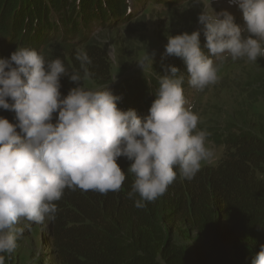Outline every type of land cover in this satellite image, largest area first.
Returning <instances> with one entry per match:
<instances>
[{"label":"clouds","instance_id":"1","mask_svg":"<svg viewBox=\"0 0 264 264\" xmlns=\"http://www.w3.org/2000/svg\"><path fill=\"white\" fill-rule=\"evenodd\" d=\"M230 3L242 12L243 28L228 11L204 7L198 16L203 48L201 30L167 37L163 58H181L187 83L198 92L217 83V61L254 63L264 57V0ZM154 56L137 62L143 72L152 67ZM76 59L83 75L69 73L61 59L47 61L28 47L0 58V109L14 112L16 120L0 117V253L16 250L21 221L54 220V202L65 189L119 192L126 180L117 163L121 157L131 161L127 173L134 179L127 198L137 208L163 196L178 175L190 181L215 162L210 134L198 129L200 118L185 97L177 67L165 66L168 74L159 76L156 98L148 114L140 116L118 107L122 97L110 85L85 87L82 81L91 79L92 61L83 50ZM62 77L77 84L66 96L60 90ZM251 264H264V245Z\"/></svg>","mask_w":264,"mask_h":264},{"label":"trees","instance_id":"2","mask_svg":"<svg viewBox=\"0 0 264 264\" xmlns=\"http://www.w3.org/2000/svg\"><path fill=\"white\" fill-rule=\"evenodd\" d=\"M0 0V58H10L17 47H28L47 61L61 59L69 73L81 71L76 59L83 50L91 59V81L109 85L112 65L105 49L92 37L96 26L115 31L133 19L127 0H54L55 13L42 1ZM175 4L190 0H170ZM170 6L166 1H158ZM35 5H38L34 7ZM33 6V8H31ZM203 48V47H202ZM207 52V50H205ZM175 66L188 79L181 58L169 56L153 67L166 75L165 66ZM138 80L114 93L121 96L118 107L148 112L159 82ZM83 85L85 81H82ZM66 96L77 87L61 78ZM0 117L16 123L15 113L0 109ZM19 131V129H17ZM225 153L217 167L201 169L192 180L180 178L166 193L145 208L127 198L134 177L127 173L131 161L117 163L126 172L119 192L65 189L55 201L57 213L51 220L49 243L61 264H251L252 255L264 245V139L239 132L226 137ZM138 198V197H137ZM224 220L230 228L223 229ZM183 222L206 241V253L198 257L168 241L164 222ZM230 242L237 262L227 260L225 242ZM7 260V253H0Z\"/></svg>","mask_w":264,"mask_h":264},{"label":"rangeland","instance_id":"3","mask_svg":"<svg viewBox=\"0 0 264 264\" xmlns=\"http://www.w3.org/2000/svg\"><path fill=\"white\" fill-rule=\"evenodd\" d=\"M29 0L24 1V4ZM33 0L29 2L26 8ZM50 12L55 13L52 5L54 0H40ZM72 1V0H70ZM127 0V3L129 4ZM160 0H133L129 9L133 19L120 26L118 30L101 31L93 29L92 37L102 45L108 54L112 65V79L109 84L113 93H117L127 83L145 80L150 83L151 78L159 82V76L153 67L163 58L167 37L201 30V46L206 43L202 26L198 16L204 7L209 12L212 9L219 13L228 11L235 17V22L242 28L245 26L242 12L230 0H190V2L173 3L170 6L159 4ZM38 5H35L36 7ZM33 8V6H31ZM34 9V8H33ZM43 50L38 53L42 54ZM154 56L151 68L143 72L137 62L147 54ZM215 60V57H213ZM218 81L208 86L203 92L191 88L187 81L182 85L188 102L199 116L198 129L207 131L209 143L215 148L216 159L212 165L217 167L222 161L225 147L222 145L226 137L243 132L259 136L264 139V57L257 62H247L244 59L233 61L230 58L224 62L217 61ZM84 86L95 89L99 86L95 82L85 81ZM148 112H144L146 116ZM51 220L46 219L42 224L21 221L19 227L23 229L22 236L17 241V248L7 254L4 264H61L53 246L49 243ZM223 229L230 228L224 220L220 221ZM164 231L168 241L177 248L200 256L206 253V241L201 234L183 222H164ZM227 260L237 262L235 251L230 242H225Z\"/></svg>","mask_w":264,"mask_h":264}]
</instances>
